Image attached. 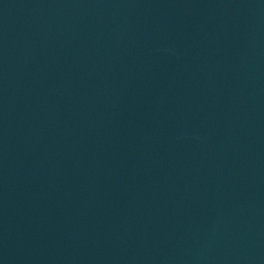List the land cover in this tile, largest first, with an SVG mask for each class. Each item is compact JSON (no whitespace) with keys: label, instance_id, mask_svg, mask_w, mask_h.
<instances>
[{"label":"water","instance_id":"obj_1","mask_svg":"<svg viewBox=\"0 0 264 264\" xmlns=\"http://www.w3.org/2000/svg\"><path fill=\"white\" fill-rule=\"evenodd\" d=\"M0 264H264V0H0Z\"/></svg>","mask_w":264,"mask_h":264}]
</instances>
